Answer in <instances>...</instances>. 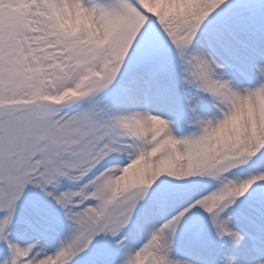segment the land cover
Here are the masks:
<instances>
[{
  "label": "snow or ice",
  "instance_id": "obj_1",
  "mask_svg": "<svg viewBox=\"0 0 264 264\" xmlns=\"http://www.w3.org/2000/svg\"><path fill=\"white\" fill-rule=\"evenodd\" d=\"M0 264H264V0H0Z\"/></svg>",
  "mask_w": 264,
  "mask_h": 264
}]
</instances>
